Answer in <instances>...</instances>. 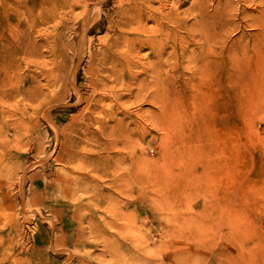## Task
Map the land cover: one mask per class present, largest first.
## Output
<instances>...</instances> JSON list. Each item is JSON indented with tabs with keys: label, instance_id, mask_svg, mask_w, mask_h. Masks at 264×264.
I'll return each mask as SVG.
<instances>
[{
	"label": "rangeland",
	"instance_id": "rangeland-1",
	"mask_svg": "<svg viewBox=\"0 0 264 264\" xmlns=\"http://www.w3.org/2000/svg\"><path fill=\"white\" fill-rule=\"evenodd\" d=\"M22 1L31 4L0 0V264H231V241L220 239L231 219L240 231L249 230L250 254L264 257L261 0H186L179 8L167 0L164 11L179 12L180 18L187 13L188 24L195 22L191 13L201 2L209 5L208 14L217 11L215 74L193 72L197 68L187 53L171 64L165 96L154 93L150 78L141 82L142 75L119 82L109 76L104 99L93 113L97 121L88 124L87 102H76L61 79L80 53L83 8L88 6L92 14L98 5V19L86 23L89 49L73 74L84 96L97 101L100 95L89 85L93 75L88 54L114 32L110 24L121 0H38L32 11ZM150 3L160 5L159 0ZM40 13L48 17L37 26L38 35L13 27L19 22L22 28V20ZM12 34L17 45L34 44L33 56L16 54L22 62L34 59L30 70L45 61L48 67L61 64L55 88L61 97L54 98L45 76H38L34 86L40 83L49 96L40 100L31 87L28 95L12 98ZM141 51L143 55L148 49ZM20 69L21 77L28 76ZM163 98L168 112L161 109ZM85 124L92 135L81 130ZM14 129L21 132L16 135Z\"/></svg>",
	"mask_w": 264,
	"mask_h": 264
},
{
	"label": "bare ground",
	"instance_id": "bare-ground-1",
	"mask_svg": "<svg viewBox=\"0 0 264 264\" xmlns=\"http://www.w3.org/2000/svg\"><path fill=\"white\" fill-rule=\"evenodd\" d=\"M37 1L38 0H31V4H29V5H26L24 1H22V2H24V4L23 3L19 4V2H18L17 7L20 8V7H22L21 4H23V8L25 10L28 11L31 9V11H32L35 8L34 6H36L35 2H37ZM172 1L174 3L173 5H176V7L179 8L181 5L184 4V2L186 0H172ZM150 2H151V0H121V3L120 4L118 3L119 4L118 9L116 10V12L113 16L114 17L113 21L110 24V28L114 32L112 33V35L110 37H107L102 41V46L97 48V51L95 53L88 54V56L90 55L89 63H90V66L92 67V75H93L92 81L89 83V85L93 88V93L96 92L100 95L99 98L97 99V101L94 103L91 102V99H93V97L89 98V99L86 98L84 96V94L82 93L81 88L74 84V77H73V74L75 71V66L78 64L79 58H81L80 56H82V54H84V52L89 49V43L88 42H87L88 44L86 43V38H88V37L85 38V33L87 32V27L89 26V25H86L87 20L89 18V23L92 24L99 17V14H97V10H96L98 8V5L94 8L92 14L89 13L88 6H85L83 8L82 14H81V19L83 22L82 23L83 24V30H82L81 40H80V53L77 56V59L73 60V63L70 66H68L67 70L65 71L64 79L63 80L61 79V81H62L61 84L64 85V82H65V85L70 87V89L74 93L76 102H78V103H80L82 101L87 102V104L84 107V110L86 111L85 112V114H86L85 115V122L87 124L92 122V121H97V117L94 116L93 113H94V110L97 109L98 102L102 101L104 99V95H105V87L104 86L106 85V81L108 80L109 76H113V80H116L117 82H119V80L124 81V78H126V76L131 78V79L132 78L137 79L138 77H140L142 75L143 78L140 79L141 82H143V80H146L147 78H150V80L153 82L152 84L154 87L152 88V90H154V93H155V91H157V93L158 92L161 93V91H163L164 96H165L166 92L168 90V84H169V79H170L169 69L171 67V64L174 63L175 59L178 60L180 58L182 60L187 53H189V54H187L188 56L186 55L188 57V60L193 63L192 66L194 65V67L197 68L196 70H193V72L202 73V74L203 73L215 74L216 66L218 65V62H219L218 59L216 58V54H217L216 49L218 48V46H220V42L218 40L219 35H217L216 34L217 31H215V29L217 27H219L218 19H216V16L218 15L217 11H214V13L212 12V14H208L207 11H208L209 5H206V3L201 2L197 6L198 8L195 9L191 13L193 18L195 19V22L192 24H188V19H187L188 14L187 13H186V16L184 18H180L181 15L179 12L177 14L174 13V15H171L172 12H171V14L170 13L168 14V12L164 11L165 10L164 8H166L167 4H169V3H167V0H159V4H160L159 7L158 6L157 7L152 6V4ZM261 2L264 4V0H261ZM213 4H214V2H213ZM213 4L211 3L210 6L212 7ZM216 4H217V2H216ZM14 5H15L14 7H16V4H14ZM28 7H30V8H28ZM50 8H53V5ZM214 10H215V8H214ZM52 11L54 12L55 10H52ZM55 13L57 14L56 11H55ZM89 14H91V17H89ZM220 15H221V13H220ZM47 17L48 16H44L41 13L38 14L37 17L36 16H34V18L32 17V19L27 17L28 19L21 21L22 24L24 25L22 28H19V22L16 19L18 23H16L15 26L13 25V27L17 30H19V29L24 30V32L26 29V31H28V33L32 34V35L34 34V32L37 34L39 31L37 26L40 25V23L41 24L44 23L47 20ZM111 19H109V21ZM55 21L53 20L54 23H56ZM148 21H152L154 23V25L148 26L147 25ZM260 26H263V24H260ZM176 29H179L181 33H177ZM39 32L41 33V31H39ZM44 32H46V31H44ZM9 33L10 32H8V34ZM40 33H39V36L42 35ZM13 34L11 35L12 36L11 38H13V40H11L13 42L12 43L13 44L12 45V57H11V61L9 62V68H8V71L10 70V73H9L10 74V80L13 81L12 98H14L18 94L28 95L34 89H37V91L35 93V97L40 99L41 96H46L45 94H47L48 92L43 93L42 90L39 89V88L43 87V86L42 87L39 86L40 83L38 86H34V84H33L34 82L35 83L38 82V80H37L38 76H45V78H46L45 84L47 86H50V87L52 86V89H51L52 91L50 90V92H51L50 94L53 95L54 98L58 99V95L60 96V94H58V92H57L58 88L57 89H55V88H56V83L59 82V79H57L58 77L56 75L57 74L56 71H57V68L59 66L61 67V64H58L55 61V62L50 63V65H52L51 67H48L49 63L45 61L44 64L43 63L41 64V67L39 66L40 69H38V67L36 65L34 67V69L30 70V66L33 64V62H31L30 59H32V60H34V59L28 58L26 56L27 59H29V60L22 62L21 60H18L16 58V56H18L16 54L19 52H25L27 55L33 56L34 55V53H33L34 52V48H33L34 44H33V46H32V43L22 44L20 41L21 44L17 45V43H19L18 37L13 35ZM43 34H45V33H43ZM67 34H69V33H67ZM21 38H23V37H21ZM50 38H53V37H50ZM50 38L48 37V40ZM65 38H68V37H65ZM32 39L34 40V42L36 41V39L34 37H31L30 41ZM38 44H37V46H39ZM51 48L52 47H50V49ZM40 49H38V51ZM47 49L48 48H46V50ZM144 49H148V51H146L143 55H140L139 53H141L142 52L141 50H144ZM8 51H10V50H8ZM50 51H48V52L51 54ZM48 52H46L47 53L46 55H48ZM40 53H42L41 50H40ZM38 54H39V52H37L36 55H38ZM40 55H38L36 57H40ZM52 58H53V55H52ZM45 59H46V57H45ZM35 61H37V59ZM48 61L50 62L52 60H48ZM198 62H200V63H198ZM2 64L3 63L1 62L0 65H2ZM33 65H35V62ZM140 66L142 69L138 70V67H140ZM20 68H23L22 69V70H24L23 74L28 72V76L21 77L22 73L20 71L21 70ZM3 69H5V68H3ZM25 70H26V72H25ZM5 74H7V73H5ZM18 77H19V80L17 81ZM1 80H2V78H1ZM6 82H8V84H10L9 81H6ZM5 83L3 81V84H5ZM26 83L27 84L29 83V86H27L26 88H22ZM161 84H162V87H161ZM5 85H7V84H5ZM10 85H8V86L12 87ZM0 86H1V84H0ZM31 87H33L34 89L32 88V90H31ZM4 88H7V87H4ZM4 88H2V89H4ZM44 89H47V88H44ZM99 89L101 91H99ZM96 93H94V94H96ZM154 93L152 94L151 101H154L156 99ZM50 94L48 93L47 96H49ZM1 95H2V97L4 96L3 94H1ZM19 97L20 96H18V98ZM21 99H25V98H21ZM28 99H30V98L28 97ZM47 99H49V97ZM62 100H64V99L62 98ZM10 101H13V100H10ZM17 101L18 100H16L15 102H17ZM59 101H60V99H59ZM5 102L8 103V101H5ZM26 103H28V102H26ZM42 103H44V102L42 101ZM53 103H54V101H53ZM0 104H2V103L0 102ZM11 104H12V102H11ZM71 104H72V102H71ZM74 104H75V102H74ZM1 106H3V105H1ZM14 106L16 108L18 107L16 105H14ZM40 106H41V104H40ZM160 106H161L162 111L168 112L167 101L165 100V98H163L161 100ZM33 107H35V105ZM7 108H6V110H7ZM28 108H31V107H28ZM44 108H46V107H44ZM124 108L126 109L127 107H124ZM2 111H4V110H2ZM7 111H9V110H7ZM2 113L3 112H1L0 114H2ZM7 113H9V112H7ZM23 113H24V111H23ZM16 119H14V120H16ZM20 119H21V117H20ZM11 122H13V120ZM11 122H9V123L11 124ZM19 123H21V122H19ZM87 124H85L83 126V128L81 127V130L86 131L87 134L92 135L93 132H92V130H90L88 128L89 125H87ZM16 125H17V123H16ZM21 125L23 126V124H21ZM54 125H52L53 126L52 128H54L56 130V127ZM12 126H14V124ZM16 128H17V126H16ZM104 128H103V130H104L103 133L105 132ZM17 131H16V135H17ZM35 132H37V131H35ZM100 146H102V148H104V147H107L108 145L107 144H101ZM39 155H41V153ZM46 155H47V152H46ZM96 157H98V156H96ZM56 160H58V159H56ZM137 166H138V164H137ZM128 168H130V167H128ZM141 171H142V169L140 170V172ZM40 203H41V201H40ZM31 210H33V209L31 208ZM128 218H130V216ZM238 218H239V216H238ZM242 219H243V217H242ZM234 221L235 220H232V219H231V223L229 221V223L227 225L228 231L221 234V236H220L221 240H226L228 238L227 240L229 242L231 241V244H230L231 245L230 247L232 250V252H230L231 264H264V257H262L261 259H257L255 255L252 256L250 254L252 247L247 246L248 242H249V234H250L249 230L248 229L246 230V228H245L244 230L242 229L240 231L239 228H236V224H234ZM244 225H246V224H244ZM239 232H243V233L241 234ZM82 236H84V235H82ZM53 240H55V239H53ZM48 246H50V245H48ZM68 251H69V249H68ZM11 252H12V250H11ZM3 253H1V254H3ZM5 257H6V255H5ZM5 257L3 255L2 258L5 259Z\"/></svg>",
	"mask_w": 264,
	"mask_h": 264
}]
</instances>
